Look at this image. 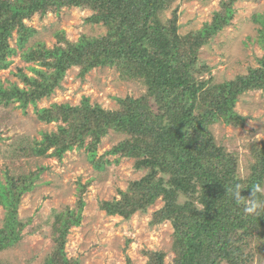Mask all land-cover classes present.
Returning <instances> with one entry per match:
<instances>
[{
  "label": "trees",
  "instance_id": "trees-1",
  "mask_svg": "<svg viewBox=\"0 0 264 264\" xmlns=\"http://www.w3.org/2000/svg\"><path fill=\"white\" fill-rule=\"evenodd\" d=\"M175 0H0V69L7 66V55L16 52L9 45L16 32L19 48L34 33L25 23L34 14L61 7H90L94 12L86 22L101 23L106 33L98 37L82 36L77 42L24 53L23 58L47 67L35 71L36 77L22 75L25 88L11 83L0 84V102L18 101L22 109L35 97L47 95L58 85L65 70L80 67V75L96 66L115 67L123 79H139L146 93L138 98H117L119 108L105 109L99 104L82 106L51 104L38 110L44 121H63L57 133H43L39 141L23 147L27 155L50 153L61 160L74 145L83 148L95 169L104 170L108 160L97 156V148L109 130L125 137L105 154L132 158L134 168L145 170L143 176L129 182L119 197L103 200L99 208L108 215L125 219L137 211L146 212L157 200L162 206L154 210L151 225L169 223L173 230L174 257L166 263L165 252L145 251V264H247L244 252L248 237L264 226V212L245 214L226 192L236 182L247 189L264 179V143L254 144L255 161L246 177L238 173L237 157L216 144L211 125L221 122L241 126L245 117L236 109L238 95L250 90H264V54L258 68L232 80L214 82L209 67L199 63L198 52L214 34L231 23L238 0H220L210 22L185 34L179 33L177 8L168 19L162 11ZM258 23L257 43L264 49V14L253 15ZM64 41V35H57ZM39 43V42H37ZM43 47L44 44L42 45ZM46 83V91L42 89ZM42 86V87H41ZM88 138V139H87ZM87 139V140H86ZM34 186L32 173L6 175L0 180V206L5 218L0 228V250L19 238L24 221L17 218L20 195ZM81 185L76 210L57 213L54 253L47 264H78L63 251L67 233L79 226L84 201ZM204 206L203 210L198 209ZM56 216V214H55ZM0 264H4L1 263ZM128 264V263H127Z\"/></svg>",
  "mask_w": 264,
  "mask_h": 264
},
{
  "label": "rangeland",
  "instance_id": "rangeland-1",
  "mask_svg": "<svg viewBox=\"0 0 264 264\" xmlns=\"http://www.w3.org/2000/svg\"><path fill=\"white\" fill-rule=\"evenodd\" d=\"M219 6L220 0H175L162 15L164 20L168 19L171 11L177 8L179 33L185 34L210 22ZM234 8L231 23L218 30L198 52L199 63L209 67L214 82L232 80L247 74L250 68H258L264 54L257 43L259 25L253 18L255 13L264 14V0H238ZM93 12L87 6H64L25 19L34 33L19 48L16 32L12 31L8 42L16 52L7 55L9 63L0 69V84L8 87L15 83L25 88L28 85L24 84L22 75L36 77L32 67L48 69L25 60L24 53L63 45L67 40L77 42L82 36L104 35L106 29L101 23L85 20ZM57 35H64V41ZM42 86L41 90L46 91V83ZM145 93L146 85L141 80L123 79L115 67L99 65L81 76L80 67L72 65L49 94L35 97L34 103L26 108L22 109L18 101L0 102V180L4 182L6 175L16 177L32 173L34 176L33 188L19 198L17 218L25 222L19 232L21 237L0 250L1 263L47 264V258L55 250L57 213L76 210L81 185L85 191L81 223L70 227L63 248L68 258L77 259L78 264H145V251L161 250L166 254V263L172 261L171 225L167 222L150 224L152 212L162 206L161 200L149 206L146 212L137 211L129 219L118 214L108 215L99 208L101 201L118 198L119 189L125 190L129 182L141 178L145 172L134 168L132 158L117 159L116 155L105 154L125 137L124 134L109 130L98 145L97 156L103 155L104 160H108L104 170L95 169L84 149L76 145L66 150L61 160L50 155L54 150L51 146L47 155L23 152L27 143L41 140L43 133H57L58 126L65 125L63 121L41 120L38 117L40 109L61 103L82 106L86 99L89 106L99 104L115 110L119 108L117 98H138ZM235 109L245 117L241 126L218 122L210 127L216 144L237 157L238 173L246 177L255 161L254 144L260 147L264 143V90L239 94ZM4 218L5 210L0 206V228ZM253 233L244 248V252L250 254L247 264H264V226L259 236Z\"/></svg>",
  "mask_w": 264,
  "mask_h": 264
},
{
  "label": "clouds",
  "instance_id": "clouds-1",
  "mask_svg": "<svg viewBox=\"0 0 264 264\" xmlns=\"http://www.w3.org/2000/svg\"><path fill=\"white\" fill-rule=\"evenodd\" d=\"M244 183L236 182L234 185L226 187V192L231 195L232 200L243 208L245 214L260 215L264 212V183H256L251 186V194L249 197L241 195L242 190L247 189ZM204 206L200 208L203 210ZM101 210V209H100ZM103 211V210H102Z\"/></svg>",
  "mask_w": 264,
  "mask_h": 264
}]
</instances>
